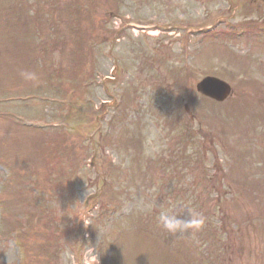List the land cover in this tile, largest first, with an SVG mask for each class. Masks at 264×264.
<instances>
[{
  "label": "rangeland",
  "instance_id": "374dc122",
  "mask_svg": "<svg viewBox=\"0 0 264 264\" xmlns=\"http://www.w3.org/2000/svg\"><path fill=\"white\" fill-rule=\"evenodd\" d=\"M231 5L0 0V264H220L211 227L232 239L229 264H264V51L217 38L257 18ZM220 17L215 36L189 35ZM246 54L250 68L230 59ZM208 74L231 85L226 102L195 93ZM107 93L120 108H105ZM22 117L56 127L26 129ZM192 135L215 190L199 164L155 165ZM166 199L203 213L204 229L158 227Z\"/></svg>",
  "mask_w": 264,
  "mask_h": 264
},
{
  "label": "clouds",
  "instance_id": "9594fccd",
  "mask_svg": "<svg viewBox=\"0 0 264 264\" xmlns=\"http://www.w3.org/2000/svg\"><path fill=\"white\" fill-rule=\"evenodd\" d=\"M24 81L39 82V76L35 72L23 71L20 73ZM187 213V218L184 214ZM207 217L203 213L166 199L163 205H160L158 215V227L174 237L183 238L187 235H196L206 226Z\"/></svg>",
  "mask_w": 264,
  "mask_h": 264
},
{
  "label": "trees",
  "instance_id": "16d2710c",
  "mask_svg": "<svg viewBox=\"0 0 264 264\" xmlns=\"http://www.w3.org/2000/svg\"><path fill=\"white\" fill-rule=\"evenodd\" d=\"M182 155H185V149L180 152ZM197 156V157H195ZM168 160L171 161L172 160V157L171 155H169L168 157ZM187 159H189L188 161H183L181 160L182 163L184 164H190V162H194V163H200V164H203L204 161L202 160V155L198 154V153H194V154H191L190 156H187L186 157ZM65 180V178H64ZM63 174H61V178L59 180L56 179V182L54 183V187L57 188V191L59 192H63L64 191V188H63ZM208 233H210L212 231V233H210V237L212 239V242L209 243V249H208V252L209 250L211 249L212 246L218 248V249H223L225 248L226 250H229L230 254L228 257L224 258L225 256H227V251L225 249H223V254L221 255V259L219 258H216L217 262H219L220 264H229L233 261V255L235 254L234 251H233V247H231L230 245V241L232 240L230 238V240L228 239L227 241H222V236L224 234L221 233L220 231H216V228L215 227H211L209 229H207ZM217 237V238H216Z\"/></svg>",
  "mask_w": 264,
  "mask_h": 264
},
{
  "label": "water",
  "instance_id": "95a60500",
  "mask_svg": "<svg viewBox=\"0 0 264 264\" xmlns=\"http://www.w3.org/2000/svg\"><path fill=\"white\" fill-rule=\"evenodd\" d=\"M197 91L217 101H223L230 93L227 84L215 79L205 78L196 85Z\"/></svg>",
  "mask_w": 264,
  "mask_h": 264
},
{
  "label": "flooded vegetation",
  "instance_id": "af4514ba",
  "mask_svg": "<svg viewBox=\"0 0 264 264\" xmlns=\"http://www.w3.org/2000/svg\"><path fill=\"white\" fill-rule=\"evenodd\" d=\"M250 5V13L257 16V18L250 22L251 25L264 26V0H248ZM250 30H258V27L249 28ZM247 29V30H249ZM264 43V42H263Z\"/></svg>",
  "mask_w": 264,
  "mask_h": 264
}]
</instances>
